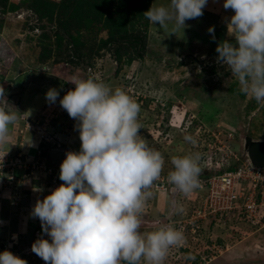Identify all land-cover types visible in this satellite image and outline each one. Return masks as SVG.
I'll use <instances>...</instances> for the list:
<instances>
[{
  "label": "rangeland",
  "instance_id": "rangeland-1",
  "mask_svg": "<svg viewBox=\"0 0 264 264\" xmlns=\"http://www.w3.org/2000/svg\"><path fill=\"white\" fill-rule=\"evenodd\" d=\"M138 1L148 9L169 3ZM223 2L208 0L201 17L186 20L182 31L170 34L171 25L160 28L148 19L145 25L138 6L125 15V25L118 22L109 31L106 22L84 18L81 31L64 18L67 14L54 13L52 19L45 11L38 15L31 7L34 0H0V87L7 100H0V107L19 111L18 121L9 126L8 141L0 145L5 165L10 159L14 163L0 174V210L9 216L0 222V252L10 251L27 264H45L31 245L41 237L50 242V237L30 214L37 200L64 182L59 179L60 165L40 150L56 146L80 150L77 122L59 100L74 89V77H92L122 89L140 105V134L164 157L140 227L145 233L170 225L184 234L185 242L170 248L163 264H264V226L216 215L204 184L210 175L204 172L215 170V161L224 159L222 168L228 157L241 156L244 135L264 137V101L242 93L238 79L216 62L217 44L233 41L226 23L234 11L225 10ZM137 34L145 36L141 55L139 43L128 42ZM50 88L59 92L54 104L46 100ZM186 135L196 143L186 141ZM191 153L201 155L200 186L184 194L167 175L173 170V157Z\"/></svg>",
  "mask_w": 264,
  "mask_h": 264
},
{
  "label": "clouds",
  "instance_id": "clouds-1",
  "mask_svg": "<svg viewBox=\"0 0 264 264\" xmlns=\"http://www.w3.org/2000/svg\"><path fill=\"white\" fill-rule=\"evenodd\" d=\"M207 3L169 0L166 6H151L144 15L153 26L171 25L174 34L186 27V20L201 17ZM223 8L234 11L226 23L233 41L217 44L216 62L238 79L242 93L264 101V0H224ZM208 32L214 40V27ZM71 83L74 89L59 103L77 122L80 150L66 153L59 172L64 183L32 208L30 215L39 219L50 242L38 238L31 251L45 264H141L142 260L163 264L170 248L181 246L185 237L170 225L140 232L141 214L164 165L163 155L140 134V105L122 89L92 77H74ZM45 95L54 104L59 92L50 88ZM0 100L7 102L3 87ZM18 113L0 107V145L8 141L9 126L18 121ZM184 139L196 143L190 135ZM200 160L199 153L173 157L168 182L184 194L198 188ZM0 264L27 262L5 250L0 252Z\"/></svg>",
  "mask_w": 264,
  "mask_h": 264
},
{
  "label": "built area",
  "instance_id": "built-area-1",
  "mask_svg": "<svg viewBox=\"0 0 264 264\" xmlns=\"http://www.w3.org/2000/svg\"><path fill=\"white\" fill-rule=\"evenodd\" d=\"M232 156L227 161L230 165L235 164V167L210 174L204 181L210 207H213L212 211L216 215L235 216L251 225L264 226V167H255L244 156ZM5 160L0 162L2 175L10 170L7 166L14 164L10 159L6 166ZM14 160L17 162L19 159L15 157ZM224 161H215L214 169H219ZM11 178L12 176L8 179L10 183Z\"/></svg>",
  "mask_w": 264,
  "mask_h": 264
},
{
  "label": "trees",
  "instance_id": "trees-1",
  "mask_svg": "<svg viewBox=\"0 0 264 264\" xmlns=\"http://www.w3.org/2000/svg\"><path fill=\"white\" fill-rule=\"evenodd\" d=\"M135 6H138L139 10H141V13L143 14L148 10L149 7L148 5L142 7L140 1L138 0H62L57 3H54L50 0H34L33 6L31 7H33L38 15L45 11L44 15H48L51 19L54 13L57 17H61V15L67 14V16H64V18H68V21L71 22L72 25L74 24V26L77 27L78 30L81 29V31L83 29V27L81 26L82 20L84 18L88 19L87 22L90 23L92 22L91 20H96L98 21V23L106 22V26L108 27L109 31H111L112 27L117 28L118 22L122 25H125V15L133 12V10H135ZM83 15L85 17L82 18L81 16ZM144 22L146 25V18ZM133 41L139 43L138 53L139 55H141L145 44L144 34H137L136 37L130 36L128 42L133 44ZM39 144L42 145L41 142ZM40 152L41 155L44 156L46 155L47 150H40ZM233 167H235V164L230 165L227 163V165L222 168L206 171V173L204 172V174L218 173L226 171Z\"/></svg>",
  "mask_w": 264,
  "mask_h": 264
},
{
  "label": "water",
  "instance_id": "water-1",
  "mask_svg": "<svg viewBox=\"0 0 264 264\" xmlns=\"http://www.w3.org/2000/svg\"><path fill=\"white\" fill-rule=\"evenodd\" d=\"M240 145L241 156L246 157L255 167H264V137L254 138L244 135ZM67 152L69 151L61 146L50 147L47 156L52 163L61 165Z\"/></svg>",
  "mask_w": 264,
  "mask_h": 264
},
{
  "label": "crops",
  "instance_id": "crops-1",
  "mask_svg": "<svg viewBox=\"0 0 264 264\" xmlns=\"http://www.w3.org/2000/svg\"><path fill=\"white\" fill-rule=\"evenodd\" d=\"M12 144H14V142L12 143ZM71 144V143H70ZM37 145V144H36ZM63 148L65 149V150H67V151H69L70 152V150H69V148H67V147H64L63 146ZM25 149V148H24ZM9 211V210H8ZM9 212H11V211H9ZM9 214V213H8ZM8 216V215H7ZM9 219V216L8 217H5L3 214H2V211L0 210V222L3 220V221H6V220H8ZM13 233H16V232H13Z\"/></svg>",
  "mask_w": 264,
  "mask_h": 264
}]
</instances>
